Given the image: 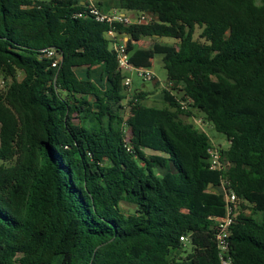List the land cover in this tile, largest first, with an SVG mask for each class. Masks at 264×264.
Wrapping results in <instances>:
<instances>
[{"label": "trees", "instance_id": "1", "mask_svg": "<svg viewBox=\"0 0 264 264\" xmlns=\"http://www.w3.org/2000/svg\"><path fill=\"white\" fill-rule=\"evenodd\" d=\"M96 2L152 16L114 29L154 40L128 50L139 68L162 57L164 105L123 86L110 27L81 1L0 0V264H221L222 186L239 200L232 263L264 264V0ZM196 114L227 141L222 171Z\"/></svg>", "mask_w": 264, "mask_h": 264}, {"label": "built area", "instance_id": "2", "mask_svg": "<svg viewBox=\"0 0 264 264\" xmlns=\"http://www.w3.org/2000/svg\"><path fill=\"white\" fill-rule=\"evenodd\" d=\"M40 1V0H35ZM83 2L86 5L87 14L91 15L94 20L105 26H109V30L106 33V36L111 42V48L115 52L119 69L124 75L123 86L130 92V87L132 85V78L128 76V73L134 72L142 81L152 82L155 80V74L146 69L135 67L131 62L128 45L123 40L125 36L118 34L114 25L120 24L124 26L135 25V24H148L152 16L145 13H132L124 12L118 9H112L109 12H101L97 6L95 0H78ZM83 13L79 15L82 17ZM45 55L48 59L52 60V67L56 68L61 62L60 56L53 50L47 49L44 50ZM170 84L165 86L169 90ZM210 169L213 171H222L225 169V166L221 162L220 152L216 146L212 144V149H210ZM223 188L224 187H220ZM225 191V189H224ZM225 201H226V215L224 218L216 219V228H217V242L218 248L220 249V262L221 264H233L231 258L228 255L229 252V237L231 236V227L234 224L235 211L238 208L239 200L235 193H227L225 191ZM186 237H181V241L185 242Z\"/></svg>", "mask_w": 264, "mask_h": 264}, {"label": "rangeland", "instance_id": "3", "mask_svg": "<svg viewBox=\"0 0 264 264\" xmlns=\"http://www.w3.org/2000/svg\"><path fill=\"white\" fill-rule=\"evenodd\" d=\"M201 33L200 29L196 30L195 38H198V35ZM157 41L161 42L162 44L166 45H173V47H176V42L173 39L170 38H161L157 39ZM154 40L151 38H143L138 45L135 47L136 49H139L143 52L151 50V46L153 44ZM134 54V51H133ZM132 55V51H131ZM147 66H144L146 69L152 71L155 74V80L152 82H144L142 79H140L134 72L128 73L127 75L132 78V85L130 87V91H135L138 89H145L144 91L147 94V99H146V104L149 106H154V107H163L164 105V94L162 90H159V86L161 84H164V86H167V73L166 70L164 69L163 62H162V57L161 56H155L147 61L146 63ZM143 68V67H141ZM20 79L22 77L20 76ZM160 84V85H159ZM7 86V81L4 80V78L1 76L0 77V89L1 90H6ZM185 121L191 123L194 127L201 131H205L208 136L211 138V141L214 146L216 145H227V141L225 140L224 136L218 134L212 126L203 119L202 114H196V117L194 118H184ZM149 153V152H148ZM150 154V153H149ZM215 193H221L224 194L225 191L223 188H212L211 189ZM122 208L123 211L125 212H132L134 210V205L130 203H122ZM246 213L249 214V210H246ZM191 246L188 243H185L183 246L182 252H190ZM176 253V257L184 256V253Z\"/></svg>", "mask_w": 264, "mask_h": 264}, {"label": "crops", "instance_id": "4", "mask_svg": "<svg viewBox=\"0 0 264 264\" xmlns=\"http://www.w3.org/2000/svg\"><path fill=\"white\" fill-rule=\"evenodd\" d=\"M95 2H96V0H95ZM83 3V2H82ZM97 3V2H96ZM126 43H127V45L129 46V48H131V49H133L134 47H136V44L134 45L133 44V42H131L130 41V39L128 38V37H124V39H123ZM133 52V51H132ZM158 56V55H157ZM150 60V58L149 59H147V60H144L143 61V68H145L144 66H147L146 65V62L147 61H149ZM152 60V59H151ZM146 68H148V67H146ZM160 85V84H159ZM160 88H159V90H162L163 88H165V86H164V84H161V86H159ZM143 90H145V89H143ZM132 92V91H131Z\"/></svg>", "mask_w": 264, "mask_h": 264}]
</instances>
